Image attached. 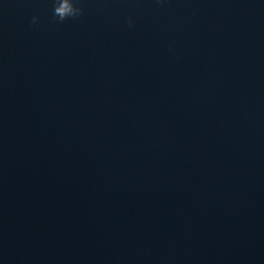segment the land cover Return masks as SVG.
Wrapping results in <instances>:
<instances>
[{
	"label": "water",
	"instance_id": "1",
	"mask_svg": "<svg viewBox=\"0 0 264 264\" xmlns=\"http://www.w3.org/2000/svg\"><path fill=\"white\" fill-rule=\"evenodd\" d=\"M79 6L0 0V264H264V0Z\"/></svg>",
	"mask_w": 264,
	"mask_h": 264
},
{
	"label": "clouds",
	"instance_id": "2",
	"mask_svg": "<svg viewBox=\"0 0 264 264\" xmlns=\"http://www.w3.org/2000/svg\"><path fill=\"white\" fill-rule=\"evenodd\" d=\"M84 14V9L79 6V0H53V20L63 22L67 19H76ZM37 22V17L32 18V23ZM131 26V20H129Z\"/></svg>",
	"mask_w": 264,
	"mask_h": 264
}]
</instances>
